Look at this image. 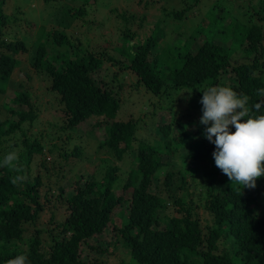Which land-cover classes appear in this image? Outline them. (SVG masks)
<instances>
[{
  "label": "trees",
  "instance_id": "1",
  "mask_svg": "<svg viewBox=\"0 0 264 264\" xmlns=\"http://www.w3.org/2000/svg\"><path fill=\"white\" fill-rule=\"evenodd\" d=\"M18 1L0 0V79L8 82L0 93L18 72L29 82L14 98L27 109L7 101L0 112V264H264V0H242L245 19L230 11L235 1L217 0L190 36L180 31L172 43L166 23L177 28L170 20L184 21L202 0H181L175 10L173 0L160 1L163 15L144 35L132 31L134 14L118 11L115 30L126 47L112 43L105 18L90 17L97 0L69 8L82 26H95L93 38L55 23L28 47L9 33H20ZM106 59L137 79H96ZM40 76L60 94L66 117L33 136L26 125L39 118V96L31 81ZM225 79L229 110L216 98ZM145 94L148 112L116 120ZM102 150L107 157L97 155ZM74 157L79 169L65 173ZM44 212L51 217L41 226ZM110 225L106 248L93 244ZM85 248L116 261L84 257Z\"/></svg>",
  "mask_w": 264,
  "mask_h": 264
},
{
  "label": "rangeland",
  "instance_id": "2",
  "mask_svg": "<svg viewBox=\"0 0 264 264\" xmlns=\"http://www.w3.org/2000/svg\"><path fill=\"white\" fill-rule=\"evenodd\" d=\"M165 2L166 0H156L155 5H151L149 8L145 9L138 5L137 0H97V4L94 6L95 10L94 13L90 15V17H93L98 20L106 19L105 27L109 30H111V40L112 43L116 45H121L123 43V46H127V39L125 37L121 36L120 34L116 33L115 25L119 21L116 19V13L118 11L126 10L128 14L132 13L134 14L135 20L132 23V31L134 33H141V35L148 34L150 32V29L154 26V23L157 21V19L162 17L163 15V6H165L162 2ZM217 0H202V2L195 6L194 9L190 11L185 17L186 19L184 21L178 20H170L174 21L176 24L175 28L171 23H166L165 30L168 32L167 39L170 40L172 43L175 38L177 37L176 34L180 31H184L186 35L190 36L189 34L193 33V30L196 28V26L199 24L201 25V21L204 19V14L206 13L208 6L212 5ZM235 1L234 6L231 8L230 11L233 13H237L240 18L245 19L243 15V11H246V6L243 5L242 0H232L230 1V4L232 5V2ZM173 5L176 8H172L171 10L180 9L182 7L181 0H173ZM18 6L22 7L26 13L19 12L20 18L17 21V25L20 26V33L13 31H9V33H16L19 38H23L27 44L28 47L33 46L36 42H38V38L40 33H44V29L48 31L51 29L53 24H61L62 26H67V30L74 31H81V30H87L88 36L94 37L96 35V28L93 26L85 27L82 26L84 22L83 17L74 16V12H70L69 8L79 6L81 4V0H19ZM111 9H113V12H111ZM12 8L8 10V12H11ZM146 13V20L143 23V25H140V17ZM168 22V21H166ZM13 22H9V26L7 28H12ZM181 25V26H180ZM198 25V26H199ZM180 26V27H179ZM85 27V28H84ZM164 29V28H163ZM77 35V34H76ZM202 36H200L198 39L200 40ZM129 40V39H128ZM221 42L220 40H217ZM122 42V43H121ZM132 42V41H131ZM89 44H93L95 46H98L100 43L96 41H90ZM133 43V42H132ZM131 43V44H132ZM107 45H109L107 43ZM226 45V44H224ZM230 45V44H228ZM238 45H235L237 47ZM230 47V46H228ZM195 49V48H194ZM107 50L108 53L114 56L116 60H124L125 57L119 53L117 50L107 49L106 47L101 50L105 51ZM244 54V52H243ZM108 55V54H107ZM19 70H22L19 68ZM117 75L118 78H122L124 81H127L128 83L131 81L136 80V76L133 73H130V71L125 72L122 66H120V63H116L115 61H112L111 59H106L105 62L102 65V68L99 70V74L95 75L96 79H101L103 76H106L108 80L113 79L114 75ZM133 74V75H132ZM225 87L223 91L219 92L220 97H216L218 99V104L221 108L228 109L229 106L226 104L225 100V94L228 91L229 87V80L225 79ZM20 83H24L28 87V79H23V76L18 72L16 75V78L14 79V84L10 85L9 90L4 93L0 94V108L5 107L4 102H7L10 98L14 96L13 89H19V90H26L27 87H21L19 86ZM32 84V92H35L39 98L37 100V104H35V107L38 108V115L39 118L33 123V125H26V129L30 130L31 133L39 134L41 132H44L48 129L47 133L52 132V128H55L54 130H57L58 128L55 125V122L57 123V126H61L64 121V111L61 107L58 96L55 95V93L51 92L49 90V81L47 79H44L40 76V78H35L34 81H31ZM142 97V103L146 102L148 103V99L150 98L148 94L143 95ZM152 100V99H151ZM140 101V103H141ZM7 107H17V108H27L28 106L26 104H19L15 100L11 101ZM140 108L142 107H128V111L130 110L131 113H134L138 115L140 113ZM6 109V108H5ZM5 109L3 111H5ZM164 114V117L168 120L172 118L171 113L169 111H162ZM195 112V111H193ZM161 112H157L156 118H159ZM196 114V117H198L200 114ZM17 118V115L15 116ZM53 120V123L49 124V121ZM149 123H152L149 122ZM220 124L221 127L224 125L221 123L220 120L217 122ZM76 128H69L68 133L72 134ZM101 132L106 137L105 131L101 130ZM145 133V131L143 132ZM33 134V136H34ZM49 136V135H48ZM103 136V137H104ZM141 136V134H140ZM91 139L86 144L87 152H92L95 150L96 147V135L92 134ZM83 139H87L86 136L83 137ZM75 144V141L71 142L69 147L73 148ZM218 151V150H216ZM100 157H107L106 152L104 153L103 150L100 151L98 154ZM47 160L53 161L52 155L47 152ZM59 161V160H58ZM79 159L77 157L72 158L68 165L64 168L65 173L73 174L75 173L79 167L80 164H78ZM111 161H114V158H111ZM67 162L64 160L63 164H66ZM33 172L36 173L40 170V160L35 159L34 162H32ZM60 168V166H59ZM86 176L89 178V173H86ZM54 182V178H53ZM121 190V188H119ZM130 191L132 188L129 189ZM57 213V219H62L65 217L66 213L63 210H56ZM51 217L50 212H44L42 214V221L40 222L41 226L49 225V219ZM33 227L30 229L32 230ZM115 234L112 225L108 226L106 228V231L100 235L98 238H96L93 242L95 245H101L106 248V244L108 241H111L112 235ZM82 256H88V258H99L101 260L107 261V262H115V257H109V254L104 253L101 254L98 251H94L91 249H84L82 252Z\"/></svg>",
  "mask_w": 264,
  "mask_h": 264
},
{
  "label": "clouds",
  "instance_id": "3",
  "mask_svg": "<svg viewBox=\"0 0 264 264\" xmlns=\"http://www.w3.org/2000/svg\"><path fill=\"white\" fill-rule=\"evenodd\" d=\"M26 13V11L24 12V14ZM105 62V61H104ZM16 78V76H12V80H11V82H14V79ZM4 83H8L7 81H4V80H2V79H0V87L1 86H3L4 85ZM9 87H10V85H8V88H7V91L9 90ZM51 92H53V93H55V95H57L58 96V101H59V103H60V105H61V107L63 108V111L65 110V107H64V105H63V103L61 102V96H60V94L59 93H57V92H55V91H52L51 89H49ZM6 91V92H7ZM5 92V93H6ZM21 92H25V90H19V89H13V93H14V96L12 97V98H10L9 100H8V102L10 103L11 101H14V98H15V95L16 94H19V93H21ZM0 94H2V93H0ZM17 102V101H16ZM135 107H142V108H140V109H143L144 110V113H146V112H148V110H147V103L146 102H144V103H141L139 106H135ZM16 109V110H21V109H27V108H17V107H10V109ZM5 109V107H2V108H0V112L1 111H3ZM36 111H37V114H38V108L36 107ZM141 111V110H140ZM139 115V114H138ZM138 115H136V114H134V113H131L130 112V110L128 111V108L126 109V111L125 112H123V114L122 115H118L117 117H116V120H118V119H126L127 121H128V119L131 117V116H133L134 118H136V116H138ZM64 116L66 117V115H65V111H64ZM54 121L53 120H50L49 121V124L50 123H53ZM55 124H57L56 122H55ZM31 134H34V133H31ZM139 135H140V132H139ZM140 137H142V136H140ZM91 139V137H89L88 138V140L87 141H89ZM88 143V142H87ZM86 143V144H87ZM86 144H85V146H86ZM87 149V148H86Z\"/></svg>",
  "mask_w": 264,
  "mask_h": 264
}]
</instances>
